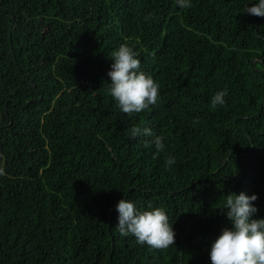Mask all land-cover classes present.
Wrapping results in <instances>:
<instances>
[{
  "label": "trees",
  "instance_id": "trees-1",
  "mask_svg": "<svg viewBox=\"0 0 264 264\" xmlns=\"http://www.w3.org/2000/svg\"><path fill=\"white\" fill-rule=\"evenodd\" d=\"M257 2L0 0V264H212L227 194H256L264 218V17L245 13ZM124 43L160 86L132 115L107 76ZM121 199L163 208L175 244L122 236Z\"/></svg>",
  "mask_w": 264,
  "mask_h": 264
},
{
  "label": "clouds",
  "instance_id": "clouds-1",
  "mask_svg": "<svg viewBox=\"0 0 264 264\" xmlns=\"http://www.w3.org/2000/svg\"><path fill=\"white\" fill-rule=\"evenodd\" d=\"M176 3L181 8L192 7L190 0H176ZM245 13L264 17V0L247 7ZM112 60L111 70L107 73L111 78L109 93L118 102L121 111L132 115L155 105L160 86L151 75L141 70V62L133 48L127 43L121 44L112 53ZM226 95V89L218 91L211 98V106L224 105ZM194 123H198V120ZM130 131L133 138L152 135V130L147 127H133ZM163 141L162 136L155 138L157 155L165 148ZM174 163L175 157L170 156L165 160V167L169 168ZM257 199L256 194H227L220 211L226 215L232 227H224L213 242L210 251L212 264H264V218H253L258 212L254 204ZM117 211L116 227L122 236L131 234L139 244L154 249H165L175 244V232L163 208L140 211L130 200L121 199Z\"/></svg>",
  "mask_w": 264,
  "mask_h": 264
}]
</instances>
